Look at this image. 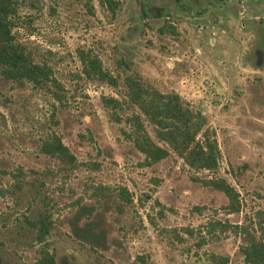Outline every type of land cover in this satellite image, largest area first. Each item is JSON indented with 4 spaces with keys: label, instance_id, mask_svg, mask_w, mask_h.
Instances as JSON below:
<instances>
[{
    "label": "rangeland",
    "instance_id": "374dc122",
    "mask_svg": "<svg viewBox=\"0 0 264 264\" xmlns=\"http://www.w3.org/2000/svg\"><path fill=\"white\" fill-rule=\"evenodd\" d=\"M118 1L112 15L99 0H14L15 40L52 68L59 87L0 75V264L36 260L31 221L40 217L56 264L242 260L239 237L210 222L264 210V0ZM78 49L96 54L115 83L85 76ZM126 74L206 115L221 151L216 171L194 170L172 151L144 159L131 140L138 109L126 99ZM53 132L76 165L41 152ZM213 176L238 190L239 212L200 181Z\"/></svg>",
    "mask_w": 264,
    "mask_h": 264
},
{
    "label": "trees",
    "instance_id": "16d2710c",
    "mask_svg": "<svg viewBox=\"0 0 264 264\" xmlns=\"http://www.w3.org/2000/svg\"><path fill=\"white\" fill-rule=\"evenodd\" d=\"M113 15L119 7L118 0H99ZM16 11L14 0H0V75L13 81H26L33 86L48 84L56 88L59 82L52 68L45 62L37 61L31 50L23 43L15 40L11 17ZM78 57L82 63V72L89 78L115 83L114 76L102 67L101 60L94 53L78 49ZM258 53H260L258 51ZM126 86L128 103L138 109L129 116L132 126L131 140L135 147L144 154L149 163L167 157L170 152L177 154L185 164L194 170L216 171L221 151L215 130L210 128L206 115L191 108L175 91H162L145 82L137 74H126L123 80ZM52 94L58 100L61 95L56 89ZM107 103L120 107V100L113 96H105ZM151 126L152 132L147 126ZM40 150L67 165H76V157L62 141L60 135L52 133L42 141ZM206 185L221 190L228 202L223 206L228 212L241 210V198L238 190L225 178L213 176L200 178ZM119 194L124 200L132 201L126 187H120ZM158 203V201L156 200ZM36 230V241L42 246L39 255L32 264H56L54 252L49 249L47 235L49 221L40 217L31 221ZM220 230H231L239 237L238 249L242 253L241 261H231L227 254L211 253V264H264V210L256 209L252 216L240 223L213 220ZM186 232L192 229L182 227Z\"/></svg>",
    "mask_w": 264,
    "mask_h": 264
}]
</instances>
